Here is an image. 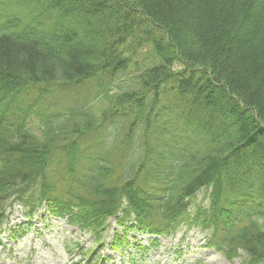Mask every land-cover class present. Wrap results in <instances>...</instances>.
I'll return each mask as SVG.
<instances>
[{"label": "trees", "instance_id": "obj_1", "mask_svg": "<svg viewBox=\"0 0 264 264\" xmlns=\"http://www.w3.org/2000/svg\"><path fill=\"white\" fill-rule=\"evenodd\" d=\"M15 203L264 264V0H0V228Z\"/></svg>", "mask_w": 264, "mask_h": 264}, {"label": "rangeland", "instance_id": "obj_2", "mask_svg": "<svg viewBox=\"0 0 264 264\" xmlns=\"http://www.w3.org/2000/svg\"><path fill=\"white\" fill-rule=\"evenodd\" d=\"M70 96L60 94L50 100L46 98V102H67L65 97ZM88 107L98 116L106 108V103L96 99ZM35 125L32 128L37 132ZM7 212L8 222L0 230V264H244L242 258L228 261L206 248L203 235L197 230L185 232L180 229L170 237L159 238L152 245H149L148 236L138 237L139 245L145 249L143 254L125 249L115 255L107 248L113 235L119 233L112 220L108 223L110 227L107 231L101 234V243H97L90 232L49 218L43 208L30 220L17 203ZM10 232L14 233L13 237H9ZM131 237L129 234V239ZM104 245H107L106 248L100 250ZM87 252H94V263L82 256L81 253Z\"/></svg>", "mask_w": 264, "mask_h": 264}]
</instances>
